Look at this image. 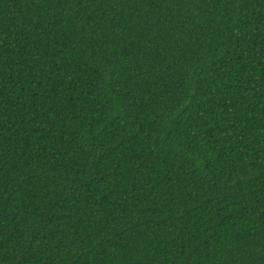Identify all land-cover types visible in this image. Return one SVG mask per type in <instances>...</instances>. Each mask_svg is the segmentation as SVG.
I'll list each match as a JSON object with an SVG mask.
<instances>
[{
    "label": "trees",
    "instance_id": "obj_1",
    "mask_svg": "<svg viewBox=\"0 0 264 264\" xmlns=\"http://www.w3.org/2000/svg\"><path fill=\"white\" fill-rule=\"evenodd\" d=\"M0 264H264V0H0Z\"/></svg>",
    "mask_w": 264,
    "mask_h": 264
}]
</instances>
